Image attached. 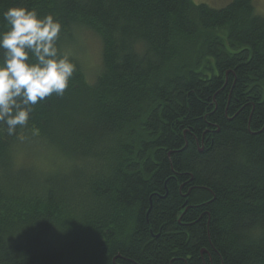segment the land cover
Masks as SVG:
<instances>
[{"label": "trees", "instance_id": "16d2710c", "mask_svg": "<svg viewBox=\"0 0 264 264\" xmlns=\"http://www.w3.org/2000/svg\"><path fill=\"white\" fill-rule=\"evenodd\" d=\"M76 65L0 129V264H264V16L252 0H0ZM101 41L91 79L78 35Z\"/></svg>", "mask_w": 264, "mask_h": 264}, {"label": "clouds", "instance_id": "9594fccd", "mask_svg": "<svg viewBox=\"0 0 264 264\" xmlns=\"http://www.w3.org/2000/svg\"><path fill=\"white\" fill-rule=\"evenodd\" d=\"M0 30V129L8 136L28 126L34 106L63 96L76 65L58 46L62 24L36 8L14 6Z\"/></svg>", "mask_w": 264, "mask_h": 264}, {"label": "rangeland", "instance_id": "374dc122", "mask_svg": "<svg viewBox=\"0 0 264 264\" xmlns=\"http://www.w3.org/2000/svg\"><path fill=\"white\" fill-rule=\"evenodd\" d=\"M195 4H206L215 9H221L233 2V0H192ZM256 14L264 16V0H252ZM79 50L78 59L87 68L88 76L92 79L96 70L101 65V41L91 33H80L78 35Z\"/></svg>", "mask_w": 264, "mask_h": 264}]
</instances>
